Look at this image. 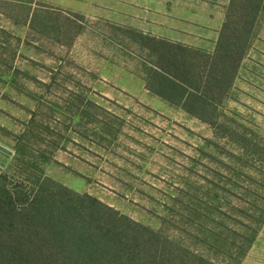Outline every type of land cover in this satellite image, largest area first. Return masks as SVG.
<instances>
[{"label":"rangeland","instance_id":"rangeland-1","mask_svg":"<svg viewBox=\"0 0 264 264\" xmlns=\"http://www.w3.org/2000/svg\"><path fill=\"white\" fill-rule=\"evenodd\" d=\"M4 187L14 220L53 214L48 234L87 228L99 201L158 230L156 264H264V13L245 26L232 0H0ZM2 201L0 264H44Z\"/></svg>","mask_w":264,"mask_h":264},{"label":"trees","instance_id":"trees-1","mask_svg":"<svg viewBox=\"0 0 264 264\" xmlns=\"http://www.w3.org/2000/svg\"><path fill=\"white\" fill-rule=\"evenodd\" d=\"M232 6H237L238 17L245 26L249 25L251 18L254 20L261 12L264 13V0H232ZM16 195L17 193L5 187L2 190L0 201H7L8 209L4 220L11 228L30 225L39 232L31 233L32 236L28 238L24 236L23 242L33 241L36 244L41 252L35 251L36 256L44 264H156L163 260L161 250L165 247L166 240L155 242L152 239H159L158 230L119 215L117 211L99 201L96 203L101 209L96 212V218H92L95 214L91 217L87 228L82 230L77 222L74 229H67L73 226L74 217L71 216L70 220H64L65 231H50L48 234L38 228V224L47 222L59 226V221L52 213H47L46 216V213L42 212V215L34 220H14L18 211V206L14 203ZM31 202L34 203L33 200ZM74 212L82 218L86 217L80 209ZM257 232L258 228L251 230L247 247L254 241ZM21 255L1 252L6 262L19 260Z\"/></svg>","mask_w":264,"mask_h":264}]
</instances>
